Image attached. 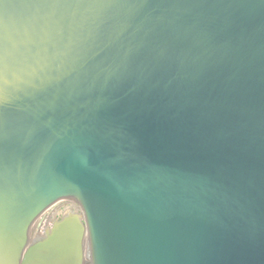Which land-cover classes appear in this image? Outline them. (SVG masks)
<instances>
[{"label":"water","instance_id":"water-1","mask_svg":"<svg viewBox=\"0 0 264 264\" xmlns=\"http://www.w3.org/2000/svg\"><path fill=\"white\" fill-rule=\"evenodd\" d=\"M0 91V264H264V0H0Z\"/></svg>","mask_w":264,"mask_h":264},{"label":"flooded vegetation","instance_id":"flooded-vegetation-1","mask_svg":"<svg viewBox=\"0 0 264 264\" xmlns=\"http://www.w3.org/2000/svg\"><path fill=\"white\" fill-rule=\"evenodd\" d=\"M70 206V204H68V203H61V204H58V205H56L55 207H53L51 210H50V212L46 215V217H45V221H44V223H43V225L38 229V232L37 233H40V230L43 228V226H45L46 224H48L50 221H52V220H54V219H58V218H60L59 216H57L56 214H53V212L55 211V210H59V211H63V210H65L67 207H69ZM36 233V234H37Z\"/></svg>","mask_w":264,"mask_h":264},{"label":"snow or ice","instance_id":"snow-or-ice-1","mask_svg":"<svg viewBox=\"0 0 264 264\" xmlns=\"http://www.w3.org/2000/svg\"><path fill=\"white\" fill-rule=\"evenodd\" d=\"M3 98H2V91H0V106H2Z\"/></svg>","mask_w":264,"mask_h":264},{"label":"rangeland","instance_id":"rangeland-1","mask_svg":"<svg viewBox=\"0 0 264 264\" xmlns=\"http://www.w3.org/2000/svg\"><path fill=\"white\" fill-rule=\"evenodd\" d=\"M45 221V220H44Z\"/></svg>","mask_w":264,"mask_h":264}]
</instances>
